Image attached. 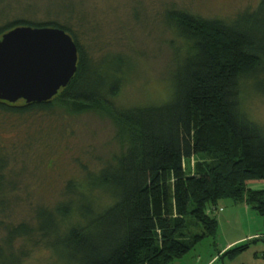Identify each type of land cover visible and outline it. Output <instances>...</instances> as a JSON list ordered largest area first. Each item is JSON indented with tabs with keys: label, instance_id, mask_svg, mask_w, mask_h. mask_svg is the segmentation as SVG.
Instances as JSON below:
<instances>
[{
	"label": "trees",
	"instance_id": "obj_1",
	"mask_svg": "<svg viewBox=\"0 0 264 264\" xmlns=\"http://www.w3.org/2000/svg\"><path fill=\"white\" fill-rule=\"evenodd\" d=\"M164 18L175 34L169 94L129 108L116 103L128 80L127 60L109 54L94 62L73 32V17L64 23L19 19L0 27V39L23 26L63 29L79 55L75 76L51 101H0V112L22 116L56 105L98 110L113 120L126 146L101 169L69 181L65 199L53 208L39 206L35 224L7 227L0 264L23 263L29 250L14 249L20 238L52 249L58 264H172L217 236L213 213L221 200L247 204L264 217V190L250 187L264 182V127L251 119L243 100L247 86L264 95V0L232 20L176 7ZM201 155L209 160L186 169L187 159ZM4 162L0 156L1 204ZM97 191L108 196L105 205ZM188 217L202 225V234L190 231Z\"/></svg>",
	"mask_w": 264,
	"mask_h": 264
},
{
	"label": "rangeland",
	"instance_id": "obj_2",
	"mask_svg": "<svg viewBox=\"0 0 264 264\" xmlns=\"http://www.w3.org/2000/svg\"><path fill=\"white\" fill-rule=\"evenodd\" d=\"M259 0H0V27L14 20L36 22L55 19L64 23L73 17V32L87 54L99 63L105 56L127 60L128 80L117 105L134 107L159 103L169 94L172 48L175 38L164 13L176 7L207 18L232 20L239 12L253 9ZM72 16V17H71ZM107 70V69H106ZM244 106L252 120L264 127V95L247 86ZM113 120L93 109L56 105L49 112L10 115L0 112V156L5 159V203L0 202V244L7 227L22 222L35 224L39 206L53 208L65 199L71 180H82L125 151ZM204 155L186 160L194 171ZM264 190V182L252 184ZM99 204L108 196L95 193ZM1 199V198H0ZM217 236L206 237L183 258L172 264H264V217L247 204L224 199L213 213ZM190 231L202 234L203 227L188 217ZM37 237V236H36ZM245 238L227 250L224 246ZM37 239V238H36ZM30 240V239H29ZM20 238L14 249L29 254L22 264H58L53 250ZM35 241V240H34ZM250 243L236 255L230 250Z\"/></svg>",
	"mask_w": 264,
	"mask_h": 264
},
{
	"label": "water",
	"instance_id": "obj_3",
	"mask_svg": "<svg viewBox=\"0 0 264 264\" xmlns=\"http://www.w3.org/2000/svg\"><path fill=\"white\" fill-rule=\"evenodd\" d=\"M78 47L59 28L17 27L0 39V101H51L78 69Z\"/></svg>",
	"mask_w": 264,
	"mask_h": 264
},
{
	"label": "crops",
	"instance_id": "obj_4",
	"mask_svg": "<svg viewBox=\"0 0 264 264\" xmlns=\"http://www.w3.org/2000/svg\"><path fill=\"white\" fill-rule=\"evenodd\" d=\"M243 239H245V238L239 239V240H237V241L229 242V243H227V244L224 246L223 249L227 250V249H228L229 247H231L233 244H236L238 241H241V240H243Z\"/></svg>",
	"mask_w": 264,
	"mask_h": 264
},
{
	"label": "flooded vegetation",
	"instance_id": "obj_5",
	"mask_svg": "<svg viewBox=\"0 0 264 264\" xmlns=\"http://www.w3.org/2000/svg\"><path fill=\"white\" fill-rule=\"evenodd\" d=\"M22 101V100H21Z\"/></svg>",
	"mask_w": 264,
	"mask_h": 264
}]
</instances>
